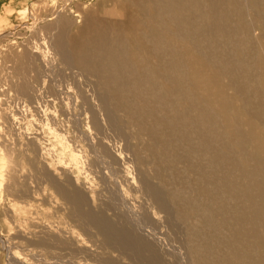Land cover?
I'll return each mask as SVG.
<instances>
[{"label": "bare ground", "instance_id": "bare-ground-1", "mask_svg": "<svg viewBox=\"0 0 264 264\" xmlns=\"http://www.w3.org/2000/svg\"><path fill=\"white\" fill-rule=\"evenodd\" d=\"M72 1L39 9L41 18L29 13V21L39 25L49 13L37 30L44 35L41 57L51 53L62 81L71 79L75 116L94 133L93 162L110 180L117 177L120 161L108 143H118V133L121 153L131 141L128 158L149 205L139 216L146 224L151 212L176 219L189 264H264V0ZM21 50L13 61L21 80L13 88L27 97L36 75L28 79L26 71L35 66L33 51ZM49 84V96L61 97L62 87ZM39 176L68 202L67 214L95 229L101 245H118L134 264H164L127 227L135 214L129 220L122 209L118 226L106 213L83 208L78 188L66 189L44 167L35 169L33 182ZM8 180L16 199L25 195L15 174ZM118 196L113 189L108 208ZM143 248L151 255L141 257Z\"/></svg>", "mask_w": 264, "mask_h": 264}, {"label": "rangeland", "instance_id": "rangeland-1", "mask_svg": "<svg viewBox=\"0 0 264 264\" xmlns=\"http://www.w3.org/2000/svg\"><path fill=\"white\" fill-rule=\"evenodd\" d=\"M65 1L0 0V264H134V260L137 262L131 253L124 251L121 253V248L116 244L110 247L101 245L102 240L95 234V229L86 224L85 227L80 220L74 218L75 216L67 214L68 202H64L53 193L48 181H42L44 179L42 176L33 182L35 169L38 167H44L66 189L78 188L84 195L83 208L99 211L102 215L106 213L103 216L117 222L116 225L120 224L118 226H121L122 222L118 221L116 215L122 209L127 215H131L129 220L135 214L136 216L132 218L133 225L129 221L127 227L134 232L138 231L136 234L139 233L150 246L152 245L151 249L156 250L157 257L161 258L164 264H189L185 243L182 240L183 228L176 219L171 222H176L179 228L176 226L173 228L163 213L151 212L155 218L153 222H147L148 224L145 218L139 216L143 207L147 208L149 205L139 192L133 169L135 166L133 157L128 158V154H131L128 145L133 146L131 141L123 143L121 153L118 152L117 146L119 142L122 143L118 133L119 136L117 134L112 136L118 143L115 141L108 143L111 153L117 155V161H120L114 162L118 176L110 180L103 166L93 162V151L96 147L93 131L86 130L84 122L77 119L78 115L75 116L80 109H77L78 99H73L74 86L68 81L71 79L65 78L67 82L62 81L61 76L64 75L57 72V63L51 53H47L48 57H45L47 59L41 57L45 43L44 35L40 33V36L37 33L38 27L49 23V13L46 12L52 6L57 8ZM76 1L85 4V1L94 0H73L72 3ZM32 7L38 11L33 13ZM43 7L46 12L42 14L45 15L46 22L39 25L36 22L35 26H31L30 14H36L41 18L39 9ZM45 39L47 40L46 37ZM22 45L28 53L32 51L33 54L36 53V56L29 54V61L35 66H33L35 70L28 68L26 75L29 73L28 79H33L35 75L36 77L31 80L34 82L30 83L27 97L18 94L15 87L13 88L21 80L14 70L13 61L15 56L22 53ZM64 74L67 72L64 71ZM60 80L63 82L62 85V82L59 83ZM50 82L60 92L62 87L63 93L70 97L66 99L63 93L59 94L61 96L59 98L50 97L47 88ZM65 83L72 86L69 85L65 89ZM123 153L125 157L122 156ZM121 157L124 158L121 160ZM124 159L126 160L123 161ZM33 163L37 166H33ZM9 173L15 174L17 180L25 184L23 187L25 195L19 199L15 198L11 190ZM113 189L115 191L117 189L120 196L118 200H114L113 206L110 205L108 208L106 201L111 199ZM137 219L140 221H136ZM135 224H139V227ZM62 241L65 243L62 244ZM148 251L151 255V251ZM148 251L143 248L140 256H148Z\"/></svg>", "mask_w": 264, "mask_h": 264}]
</instances>
